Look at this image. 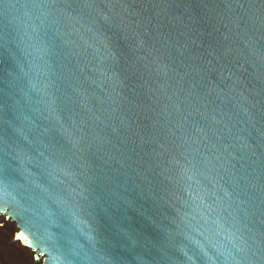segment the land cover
I'll return each instance as SVG.
<instances>
[{"label": "water", "instance_id": "1", "mask_svg": "<svg viewBox=\"0 0 264 264\" xmlns=\"http://www.w3.org/2000/svg\"><path fill=\"white\" fill-rule=\"evenodd\" d=\"M5 23L0 214L41 264H231L217 256L238 243L218 172L243 163L250 90L228 84L227 106L210 117L223 150L205 132L177 129L186 143L158 170L140 215L127 203L147 183L136 162L159 150L137 119L156 53L132 17L108 6L53 18L32 0H0Z\"/></svg>", "mask_w": 264, "mask_h": 264}, {"label": "snow or ice", "instance_id": "2", "mask_svg": "<svg viewBox=\"0 0 264 264\" xmlns=\"http://www.w3.org/2000/svg\"><path fill=\"white\" fill-rule=\"evenodd\" d=\"M53 18L77 14L85 8H123L132 17L144 44L156 53L143 93L139 127L145 137L159 141V150L137 161L147 183L133 185L127 205L142 215L143 196L168 163V156L186 142L177 138L183 129L189 138L200 132L220 145L209 120L224 105V88L250 90L251 116L246 153L229 169L218 172L229 197L227 213L236 226L238 243L218 261L264 264V0H32ZM9 38L5 23L0 40ZM225 81L227 83H225ZM213 82L217 87H212ZM259 96L257 101L256 96ZM163 101V103H162ZM257 102L259 109L256 108ZM230 103V101H229ZM135 122V121H134ZM219 131V129L217 130ZM137 136L136 132L132 133ZM127 139V137H126ZM227 143V137H223ZM134 143V141H133ZM135 152V147L131 149ZM210 160H199L204 167ZM27 245L23 233L17 237ZM203 264V261H201Z\"/></svg>", "mask_w": 264, "mask_h": 264}, {"label": "rangeland", "instance_id": "3", "mask_svg": "<svg viewBox=\"0 0 264 264\" xmlns=\"http://www.w3.org/2000/svg\"><path fill=\"white\" fill-rule=\"evenodd\" d=\"M18 234H20V232L17 230H2V228H0V264H29L25 256H23L25 259L23 258L22 260L16 255H11V253H15L16 250H21L16 240V235ZM32 261L34 264L42 263L41 258L37 257L35 253H33Z\"/></svg>", "mask_w": 264, "mask_h": 264}, {"label": "bare ground", "instance_id": "4", "mask_svg": "<svg viewBox=\"0 0 264 264\" xmlns=\"http://www.w3.org/2000/svg\"><path fill=\"white\" fill-rule=\"evenodd\" d=\"M0 228H2V230H7V229L16 230L15 224L13 222H11L9 219H7L5 215L3 216L1 214H0ZM18 235H16V240L18 241V246L20 247L21 250L20 251L16 250V252L15 253L13 252L14 254L11 253V255H16L19 258H21L22 260L24 258L23 256H25V258L28 260L29 264H34L32 261V257H33V253H34L33 250H31L28 247V244L25 245L23 240H18L17 239ZM25 239L28 241V239L26 237H25Z\"/></svg>", "mask_w": 264, "mask_h": 264}, {"label": "built area", "instance_id": "5", "mask_svg": "<svg viewBox=\"0 0 264 264\" xmlns=\"http://www.w3.org/2000/svg\"><path fill=\"white\" fill-rule=\"evenodd\" d=\"M37 257H39V256H37ZM39 258H41V257H39ZM41 262H42V258H41Z\"/></svg>", "mask_w": 264, "mask_h": 264}]
</instances>
